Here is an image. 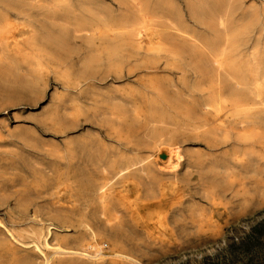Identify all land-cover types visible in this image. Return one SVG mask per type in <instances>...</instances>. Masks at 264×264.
Returning <instances> with one entry per match:
<instances>
[{"label": "rangeland", "instance_id": "1", "mask_svg": "<svg viewBox=\"0 0 264 264\" xmlns=\"http://www.w3.org/2000/svg\"><path fill=\"white\" fill-rule=\"evenodd\" d=\"M262 94L264 0H0V264H264Z\"/></svg>", "mask_w": 264, "mask_h": 264}, {"label": "crops", "instance_id": "2", "mask_svg": "<svg viewBox=\"0 0 264 264\" xmlns=\"http://www.w3.org/2000/svg\"><path fill=\"white\" fill-rule=\"evenodd\" d=\"M18 139L26 146L34 141L30 137H18ZM14 140V134L6 135L7 146H10L9 141L13 144ZM31 156L32 149H0V209H6L5 205H10V208L18 213H30L27 203L32 188ZM22 218L27 217L24 214Z\"/></svg>", "mask_w": 264, "mask_h": 264}, {"label": "bare ground", "instance_id": "3", "mask_svg": "<svg viewBox=\"0 0 264 264\" xmlns=\"http://www.w3.org/2000/svg\"><path fill=\"white\" fill-rule=\"evenodd\" d=\"M234 91H235V90H234ZM237 93H238V92H237ZM251 93H252V92H251ZM260 95H261V94H260ZM263 95H264V94H262V96H263ZM263 97H264V96H263ZM235 99H236V98H235ZM247 101H248V100H247ZM248 102H249V101H248ZM255 102H256V101H255ZM263 102H264V101H263ZM207 107H208V106H207ZM208 108H211V107H208ZM210 110H211V109H210ZM214 110H215V109H214ZM202 111H203V110H202ZM202 113H203V112H202ZM185 114H186V113H185ZM188 114H189V113H188ZM204 114H205V113H204ZM215 114H216V112H215ZM215 114H214V115H215ZM216 115H218V114H216ZM186 116H187V115H186ZM209 116H210V115H209ZM194 117H195V116H194ZM201 118H202V117H201ZM203 118H204V117H203ZM205 118H206V117H205ZM198 119H199V118H198ZM201 120H202V119H201ZM205 120H206V119H205ZM256 120H257V119H256ZM198 122H199V121H198ZM168 123H169V122H168ZM171 123H172V122H171ZM194 123H195V122H194ZM200 123H201V122H200ZM217 123H218V122H217ZM253 123H254V122H253ZM172 124H173V123H172ZM175 124H176V122H175ZM219 124H220V123H219ZM211 125H212V124H211ZM193 126H194V125H193ZM194 127H195V126H194ZM214 127H215V126H214ZM204 128H205V126H204ZM217 128H218V127H217ZM205 129H206V128H205ZM202 130H203V129H202ZM170 132H172V131H170ZM208 132H209V131H208ZM210 132H211V131H210ZM203 134H204V133H203ZM202 138H203V137H202ZM214 139H215V138H214ZM169 140H170V139H169ZM205 141H206V140H205ZM220 142H221V141H220ZM215 144H216V143H215ZM208 145H211V144L208 143ZM214 146H215V145H214ZM170 151H171V150H170ZM174 151H175V150H174ZM168 152H169V151H168ZM169 153H170V152H169ZM177 153H178V152H177ZM172 154H173V153H172ZM175 154H176V153H175ZM162 156H163V155H162ZM177 156H178V155H177ZM88 157H89V156H88ZM171 157H172V155L170 156V158H171ZM261 157H262V155H261ZM165 158H166V157H165ZM209 158H210V157H209ZM211 158H213V157H211ZM174 159H175V158H174ZM178 159H179V158H178ZM213 159H214V158H213ZM213 159H212V160H213ZM224 159H225V158H224ZM225 161H226V159H225ZM238 163H239V162H238ZM237 165H238V164H237ZM239 165H240V163H239ZM159 167H160V166H159ZM230 167H231V166H230ZM177 168H179V167H176V170H177ZM239 168H240V167H239ZM162 169H163V168H162ZM162 169H160V170H162ZM168 169H169V168H168ZM172 169H174V168L172 167ZM231 169H233V168H231ZM231 169H230V170H231ZM237 169H238V168H237ZM244 169H245V168H244ZM174 170H175V169H174ZM224 170H225V168H224ZM226 170H227V169H226ZM213 171L215 172V170H213ZM213 171H212V172H213ZM239 171H241V170H239ZM174 172H175V171H174ZM242 172H245V171H242ZM169 173H170V172H169ZM229 173L231 174L230 171H229ZM176 174H177V173H176ZM224 174H226V172H225ZM159 175H160V174H159ZM214 176H215V174H214ZM227 176H228V175H227ZM157 177H158V176H157ZM176 177H177V176H176ZM205 177H206V176H205ZM211 177H212V176H211ZM218 177H220V176H218ZM226 178H227V177H226ZM229 178H230V175H229ZM212 179H213V178H212ZM214 179H215V178H214ZM222 179H223V178H222ZM156 180H157V178H156ZM209 180H210V179H209ZM243 180H244V179H243ZM210 181H211V180H210ZM224 181H225V180H224ZM233 181H234V180H233ZM212 182H213V181H212ZM222 182H223V181H222ZM223 183H225V182H223ZM238 183H239V182H238ZM254 183H255V182H254ZM230 184H231V183H230ZM249 184H250V183H249ZM252 184H253V183H252ZM206 185H208V184H206ZM225 185H226V184H225ZM237 185H238V184H237ZM94 186H95V185H94ZM217 186H218V185H217ZM247 186H248V185H247ZM90 187H91V186H90ZM223 187H224V186H223ZM215 188H216V187H215ZM226 188H227V187H226ZM235 188H236V187H235ZM227 189H228V188H227ZM199 191L201 192V190H199ZM202 191H204V190H202ZM219 191L221 192V189L218 190V192H219ZM223 191H224V190H223ZM232 191H233V190H232ZM234 191H235V190H234ZM200 192H199V193H200ZM225 192H226V191H225ZM203 193H205V192H203ZM206 193H207V192H206ZM210 193H212V192H210ZM210 193H209V194H210ZM221 193H222V192H221ZM221 193H220V194H221ZM233 193H234V192H233ZM195 194H197V193H195ZM207 194H208V193H207ZM209 194H208V195H209ZM214 194H216V193H214ZM214 194H213V195H214ZM220 194H219V195H220ZM225 194H226V193H225ZM234 194H235V193H234ZM204 195H205V194H204ZM196 196H197V195H196ZM220 196H221V195H220ZM206 197H207V196H206ZM206 197H205V198H206ZM201 198H202V197H201ZM234 198H235V197H234ZM202 199H203V198H202ZM213 200H214V199H213ZM51 229H53V228H51ZM38 253H40L39 250H38Z\"/></svg>", "mask_w": 264, "mask_h": 264}]
</instances>
